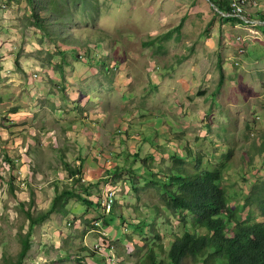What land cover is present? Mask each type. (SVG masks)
Here are the masks:
<instances>
[{
	"label": "rangeland",
	"instance_id": "1",
	"mask_svg": "<svg viewBox=\"0 0 264 264\" xmlns=\"http://www.w3.org/2000/svg\"><path fill=\"white\" fill-rule=\"evenodd\" d=\"M59 1L55 20L71 8V26L40 7L47 23L33 24L25 0H0V264L18 258L27 210L45 213L65 189L93 201L117 190L107 219L121 225L97 231L100 209L70 195L67 213L33 227L20 264H105L112 254L141 264L150 248L169 262V242L184 227L152 180L164 181L169 151L186 140L211 158L229 151L230 202L259 220L254 198L246 209L244 202L264 172V28L253 37L250 27L224 21L212 0ZM249 4L263 16L264 0ZM52 27L65 64L46 36ZM238 34L250 44L246 55L237 51ZM119 153L122 175L109 179ZM69 168L81 173L72 177ZM107 242L115 246L109 252Z\"/></svg>",
	"mask_w": 264,
	"mask_h": 264
},
{
	"label": "trees",
	"instance_id": "2",
	"mask_svg": "<svg viewBox=\"0 0 264 264\" xmlns=\"http://www.w3.org/2000/svg\"><path fill=\"white\" fill-rule=\"evenodd\" d=\"M29 10V17L33 24H38L44 26L47 23V19H44L40 14L38 7L45 9L49 8V16L53 17L54 20L57 16L62 15L61 11H58L59 0H25ZM235 0H212L215 6L219 8L217 11L224 21H231L232 23H245L244 17L236 15L235 13L223 14L233 12L235 5L233 4ZM254 3V0H236L238 4H244L246 8V14L248 18L254 17L250 10V4ZM54 7L56 10L52 11L50 8ZM256 6V5H255ZM65 9V8H64ZM236 12V11H235ZM73 10L70 8V13L62 20H55V22L64 23H75V18ZM264 20V14L259 17ZM53 20V21H54ZM50 21V23H53ZM71 26V24H69ZM261 27V26H260ZM47 29V26H45ZM264 28V27H263ZM262 28V29H263ZM55 28L50 29L48 36L50 39H54L53 44L54 51L60 55L59 61L61 64H65L68 59L65 52H62L58 45L59 35ZM90 42V38H87ZM65 41V39H61ZM250 44L248 43L245 47L246 53L248 54ZM248 48V49H247ZM241 63V60L238 61ZM18 64V61L16 62ZM221 68V80L219 87L223 85L225 73L223 66ZM189 152L190 148H185ZM180 151V148L178 149ZM170 153H174L170 151ZM100 156L102 153L99 152ZM9 159V154H5ZM112 155V152H111ZM120 153L113 159L112 163H115L113 168L109 172L110 177H114L116 180L121 177L122 171L118 167L117 157ZM99 156V157H100ZM204 156V154H203ZM98 156L96 157L100 160ZM201 156H195V165L187 166L185 164V157L180 158V154L174 153L170 160L172 164L168 167V182L161 180H152L153 186L159 185L160 191H162L161 198L165 201V208L173 213H178L182 215L180 219L182 224L186 223L183 216L185 214H190L196 218L194 223V231H188V226L182 225L184 229L180 235H175L174 239L169 242V248L166 251L165 260H157V252L153 248H150L146 253L141 264H183L186 260L194 261L196 264H264V221L250 222L249 219H238L237 207H232L229 205L227 189L223 185V172L219 168H207L203 166V160L200 159ZM205 158V156H204ZM12 162V161H11ZM67 162V161H66ZM65 162V163H66ZM143 165L148 164V160L144 159L142 161ZM72 177L78 176L81 170L75 168H69ZM148 177H152L154 174L149 172L146 168L142 170ZM107 172V173H108ZM125 177V176H124ZM167 177V175L165 176ZM164 182V183H162ZM151 184V183H150ZM165 193V194H164ZM71 199L75 197L77 201L82 203L83 206L94 209H101L102 203L105 200L104 194L100 197H95L93 200H88L87 196L84 197L82 194L74 192L73 190H63L61 192H56L51 206L45 213H39L34 215L32 210L29 208L26 212V218L29 223V232H27L25 238L21 239V249L18 253V258L11 262V264H20L21 261L26 257L30 249L29 236L32 233L33 227L44 222L53 213H67V204ZM258 208L260 213L264 215V198L257 200ZM114 204L112 211L115 207ZM235 210V211H234ZM101 219L97 222H101V227H95L96 230H109L112 231L120 224H113L111 219L101 214ZM122 216L119 220L123 221ZM109 222H108V221ZM116 226V227H115ZM193 227V224H192ZM132 228H135L133 226ZM201 228H206V234L201 232ZM117 230V229H116ZM108 232V231H107ZM160 251L162 246L157 245ZM93 253H97V250L92 248ZM107 252V251H106ZM81 261V260H79ZM105 263V262H104Z\"/></svg>",
	"mask_w": 264,
	"mask_h": 264
},
{
	"label": "clouds",
	"instance_id": "3",
	"mask_svg": "<svg viewBox=\"0 0 264 264\" xmlns=\"http://www.w3.org/2000/svg\"><path fill=\"white\" fill-rule=\"evenodd\" d=\"M234 2H236V0L234 1ZM234 2H233V4H234ZM241 6H242V8H243V11H242V13H243V17H244V20H245V23H241V22H239L240 23V25L241 26H245V27H250V29L251 30H254V34H253V37H254V35H255V32L256 33H258V32H260V30H261V28H263L264 27V20H262V19H260V18H248L247 17V14H246V7H245V5L244 4H240ZM216 7V6H215ZM217 10H219V8L217 7ZM231 13H233V12H229V13H225L224 11H223V14L225 15V14H231ZM261 26V27H260ZM237 38H238V40H239V42H240V44L238 45V48H237V51H238V53H239V55L240 56H242L243 55V52H245L246 53V45H247V43L248 42H246L247 40H244V38H243V36L241 35V34H238V36L236 37V40H237ZM242 40H244V41H242ZM94 42V41H93ZM92 42V43H93ZM238 60H236V64L237 65H240L241 63L240 62H237ZM135 107H139V106H135ZM145 107V106H144ZM126 119H127V122H131V120H129V115H128V113H127V117H126ZM122 122H124L123 121V118H122ZM125 124H126V122H124ZM127 125H130V124H127ZM131 125H132V123H131ZM226 125V124H225ZM225 134H227V130H225ZM130 135V134H129ZM128 135V136H129ZM231 136H233L232 134H230ZM227 136V135H226ZM131 138H135V137H131ZM186 139H188V138H186ZM187 142H185V141H183V142H180L179 144H178V148H172L174 151V153H176V154H180V158H182V157H185V164H187V166H191L192 164L193 165H195V156H201V160H203V166L204 167H208V166H210L211 168H219V169H221L222 170V172H223V185H224V187L227 189V187H226V184H225V182H224V178H225V170L227 169V164H226V162L223 160L224 159V157H226V156H228L227 154L229 153V151L228 152H221V150L220 151H217V153L215 154V153H213V158H211V156H209L207 153H205V152H203L202 150H200V149H198V148H196V149H194V148H192L191 146H189L188 145V140H186ZM258 141L259 142H263V141H261V139H258ZM180 144H182V148H181V146H180ZM190 148V152L187 150V149H185V148ZM180 148V151H178V149ZM225 149V148H224ZM169 153H170V151H169ZM203 154H204V156H205V158H204V156H203ZM147 159V158H146ZM215 160V161H213V160ZM217 159H219V160H217ZM148 160V159H147ZM16 161H18V159H16L14 162L12 161L11 163L12 164H15L16 163ZM20 161V160H19ZM167 162H169L170 163V166H171V164H172V161L170 160V158H169V161H167ZM263 162H264V159H263ZM262 163V162H261ZM263 164V163H262ZM169 167V166H168ZM263 169V171H264V168H261V170ZM260 170V171H261ZM259 171V172H260ZM20 175V176H19ZM168 175V174H167ZM260 175H262L261 176V186H257L258 184H260V182H256L255 183V186L253 187V190L250 192V194L245 198V202H244V206H245V209L247 208V207H249V204H248V202L249 201H251L252 200V197L254 198V202H255V206H257V210H258V215H259V217H258V219L259 220H256V216H255V218H253L252 217V214H251V212L249 213L248 211H246V214L245 215H242V216H240V214H239V212L240 211H242L240 208H239V206L236 204V202L235 203H233V204H231V202H230V196L228 195V192H227V195H228V200H229V205L230 206H232L233 208L234 207H237V211H235L236 212V214H237V218L240 220V219H249L250 220V222L252 223V222H259V221H264V215H262V213H260V210H259V208H258V203H257V200H259V199H261V198H264V172H262V173H260ZM260 175H257V176H260ZM22 176V173L19 171L18 172V182H19V187H20V189H22V187L20 186V177ZM165 177V176H164ZM245 177L246 178H249V171L248 170H246V174H245ZM165 181H166V183L168 182V176L167 177H165V179H164ZM24 183V182H23ZM114 188V187H113ZM114 189H117V188H114ZM116 191L117 190H114V191H110L109 193H107V194H105L104 193V197H105V200L103 201V203H102V208L100 209V214H102L103 216H105V217H107L111 212H112V208H113V206H114V204L116 203ZM245 193H249V192H245ZM165 194V193H164ZM111 201V202H110ZM107 204H110V206L108 207L107 206ZM165 208V207H164ZM166 209V208H165ZM166 211H168L167 209H166ZM171 212V211H170ZM249 213V214H248ZM257 214V213H256ZM180 216H182V215H180ZM102 217V216H101ZM183 218H185L186 220H185V224H186V227L188 226V231L190 230V229H192V230H190L191 232H193L194 231V223H195V220H196V218L195 217H193L192 215H190V214H185L184 216H183ZM101 221H102V219H100ZM188 220H189V225H188ZM182 224V223H181ZM185 224L183 223L182 225H184L185 226ZM192 224H193V227H192ZM101 225H102V223L101 222H95L94 223V226L96 227H101ZM182 229H183V227H182ZM202 230H201V232L203 233V234H206V228H201ZM97 231H99V230H97ZM104 231V230H103ZM104 232H107L106 230L104 231ZM106 245H107V247H106V251L107 252H109L110 251V249H113L115 246L113 245V244H109L108 242L106 243ZM100 248H102V244H100V243H97L96 245H95V247H94V249L95 250H98V249H100ZM115 251H116V248H115ZM120 261H122V259L121 258H119V256H117V255H114V254H112L111 256H108V257H106V261H105V264H120L119 262Z\"/></svg>",
	"mask_w": 264,
	"mask_h": 264
},
{
	"label": "bare ground",
	"instance_id": "4",
	"mask_svg": "<svg viewBox=\"0 0 264 264\" xmlns=\"http://www.w3.org/2000/svg\"><path fill=\"white\" fill-rule=\"evenodd\" d=\"M234 5H235V9H236V11L238 12V13H241V14H243L242 13V11H243V8H242V6L240 5V4H238L237 2H234ZM236 15H239V14H236ZM241 16V15H240ZM243 17V16H242ZM111 202V201H110ZM107 206L109 207L110 206V204H107Z\"/></svg>",
	"mask_w": 264,
	"mask_h": 264
},
{
	"label": "built area",
	"instance_id": "5",
	"mask_svg": "<svg viewBox=\"0 0 264 264\" xmlns=\"http://www.w3.org/2000/svg\"><path fill=\"white\" fill-rule=\"evenodd\" d=\"M236 11V9L234 8V11H233V13H235V14H239V15H241V16H243V14H241V13H238L237 11Z\"/></svg>",
	"mask_w": 264,
	"mask_h": 264
},
{
	"label": "crops",
	"instance_id": "6",
	"mask_svg": "<svg viewBox=\"0 0 264 264\" xmlns=\"http://www.w3.org/2000/svg\"><path fill=\"white\" fill-rule=\"evenodd\" d=\"M30 134H31V135H33V133H32V132H30Z\"/></svg>",
	"mask_w": 264,
	"mask_h": 264
}]
</instances>
